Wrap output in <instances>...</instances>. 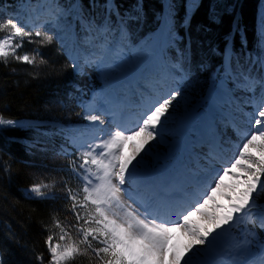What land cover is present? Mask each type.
<instances>
[{
  "label": "snow or ice",
  "instance_id": "1",
  "mask_svg": "<svg viewBox=\"0 0 264 264\" xmlns=\"http://www.w3.org/2000/svg\"><path fill=\"white\" fill-rule=\"evenodd\" d=\"M188 7L197 8V0ZM95 8L102 15L97 16ZM164 8L163 46L151 50L130 43L133 26L144 15L139 4L122 10L116 0L103 4L93 0L87 7L79 0L67 4L20 0L11 16L0 14V64L29 65L34 79L40 66L54 73L56 66L49 65L41 49L59 40L77 75L95 71L103 78L93 102L82 106L89 126L62 130L64 143L57 155L67 163L58 190L71 220L54 218L52 226L46 227L47 257L37 255L39 264H73L78 256H87L88 264H264V240H258L254 231L264 230V207L258 204L264 196V57L249 56L245 66L239 60L233 64L228 55L222 74L204 98L208 112L200 118L203 125L211 127L220 110L229 109L227 119L239 137L231 157H227L231 141L213 132L206 142L208 150L201 146L191 169L165 177L143 165L152 144L163 142L176 104L187 100L193 75L187 51L176 49L174 62L166 58L164 49L175 48L181 38L175 31L177 5L166 0ZM211 20L217 22V16ZM183 24H191L187 14ZM68 33L76 36L71 49L61 35ZM25 44L35 47L25 51ZM133 56L150 62V74L158 81L171 80L176 86L154 98L141 93L144 110L136 126L127 128L126 100L118 91L117 75L134 63ZM206 68L200 65V70ZM248 105L253 106L252 112L244 111ZM233 108L246 117L244 130L236 123ZM0 127L32 130L31 125L2 114ZM129 147L131 152H126ZM0 167L10 179L11 164L0 160ZM26 192L41 200L56 199L57 183H33ZM218 194L228 203H219ZM197 214L203 223L193 220ZM237 225L241 226L238 238L222 244L224 234ZM177 232L187 237L185 243L176 242Z\"/></svg>",
  "mask_w": 264,
  "mask_h": 264
},
{
  "label": "trees",
  "instance_id": "2",
  "mask_svg": "<svg viewBox=\"0 0 264 264\" xmlns=\"http://www.w3.org/2000/svg\"><path fill=\"white\" fill-rule=\"evenodd\" d=\"M72 0H62L71 3ZM87 7L93 0H79ZM103 4L104 0H95ZM123 9L141 5L143 18L133 26L130 36L134 41L160 27L166 0H116ZM177 5L175 31L181 38L173 49L187 51L188 66L198 78L208 81L217 68L224 69L225 55L229 53L232 63L245 64L249 56L264 57V0H197L198 7L190 9L191 0H173ZM14 2L0 0V13L11 11ZM102 15L99 8L92 9ZM191 17L190 26L183 24L185 15ZM217 16L213 23L211 17ZM190 40V50L188 49ZM212 49H216L215 52ZM42 55L55 65L52 73L48 66L35 70L29 65L0 64V114L27 127H0V160L12 166L11 178L0 167V253L2 264H39L36 256L44 253V244L49 234L46 230L54 218L61 219L64 205L57 199H37L25 190L40 178L52 173L51 156L46 144H58L52 127L53 119L65 120L68 101L72 97L71 70L64 57L55 47L42 49ZM207 65L200 70V65ZM245 66H247L245 64ZM64 67H67L66 70ZM15 69V71H13ZM65 124V123H64ZM38 176H41L38 178ZM57 231V230H55ZM73 264H88L87 256H78Z\"/></svg>",
  "mask_w": 264,
  "mask_h": 264
},
{
  "label": "rangeland",
  "instance_id": "3",
  "mask_svg": "<svg viewBox=\"0 0 264 264\" xmlns=\"http://www.w3.org/2000/svg\"><path fill=\"white\" fill-rule=\"evenodd\" d=\"M13 1L15 2V5H19L20 4V0H13ZM3 15H7V14L3 13ZM162 26H163V22L161 23L160 27H158L153 32H151L148 35H146L145 40L142 42V44L140 42V43H138L136 45H133V47L136 48V47L140 46L139 48H142V47L148 46L155 38L158 37V34H160L162 36V32H160ZM0 35H2V33H0ZM61 35L63 36L64 43L67 45L68 49L73 48L74 45H75L76 36H74L73 33H68L67 35H65V34H61ZM158 39L161 40V37H159ZM160 40H159V44H160ZM49 46L55 47L57 53L61 56V58L64 57V55L62 53L65 52L66 55L64 57V60H66V61L68 60L69 61L67 52L65 50L61 49L59 40H57L54 44L49 45ZM156 46H158V43H157ZM33 47H35V46L34 45L25 44V49L24 50L25 51H31ZM42 49H41V52H42ZM174 53L175 52H172V54L170 55L167 52H165L166 58L168 60H171L172 62H174V59H175ZM134 57L135 56L132 57L133 61H134ZM16 64L17 65L18 64L24 65V64H21V63H16ZM64 68L66 70H68L67 67H64ZM149 68H151V63L150 62H146V63L142 64L138 68V71H136L137 72L136 74L132 73L131 70L126 71V70H128V68H126L125 70H123L120 73H118V75H117V87H118V91L122 93L124 98L127 95L129 96V94L132 95V91L129 92L130 89L129 88H125L124 89L123 86H127V83L131 84L135 77H137L140 74L141 75L144 74V70L145 69L148 70ZM72 71H73V74H75V76L77 77V79L81 82L80 85H82V88L79 91L80 96L83 98V100L81 101L82 102V106L90 104L91 101H93V97L97 96L98 93L100 92L101 87L103 85V78L100 76V74L98 72H95V71H90L87 76H80V75H77V73L73 69H72ZM213 80H217L218 81V79L214 75L212 77H210L208 79V81H206L204 79H201V78L195 79L192 76V79H191V81L189 83V86L187 87V91H186L187 100L181 99L178 102V104H176L175 110L173 111L172 116H171L170 121H169V124L167 126L168 128L176 129L178 131L180 129L179 126L181 124V128L189 129V133H191V135L193 137H195L196 135H199V132L201 131V128L204 127L203 124L201 123L200 118L202 116H204L208 112V105L205 102L204 98L208 95V92H209V89H210V87H211V85L213 83ZM155 81H158L157 78H154V80L152 81L153 84H155ZM167 84H164L163 86H160L159 87V91L157 92V94L165 93L167 87H168V91H169L170 90L169 89L170 85L174 84V83L171 80H169L167 82ZM174 86H176V85L174 84ZM151 88H154V85ZM237 95H239V93H237ZM70 104L71 103H70V100H69L68 104H67L68 105V111L64 115L65 118H66L65 120L53 119L50 122H48L49 124H54V126L52 127V131L54 132L55 137H61L62 138V140H61L62 144L64 143L63 136H62V130L65 129L63 127L64 123H65V127L67 129H69V128H71V129H85V128H87L89 126L88 122L86 120H84V115L86 114V109L82 107V109H81L82 111L80 110V113L79 112L74 113V106H73V104L72 105H70ZM75 110H78V108L75 109ZM223 110L226 111L227 107L223 108ZM141 111L143 112V110H141ZM228 111H229V109L226 111V114H227ZM244 111L245 112H252L253 111V106L252 105L245 106L244 107ZM236 113L238 114L240 112H236ZM240 114H242V113H240ZM217 116H220V117H222V119L225 120V122H223V125H224V131L223 132H225L228 119H227V117H225L226 115L221 113V112H219V114ZM243 117L244 116L242 114L241 118H243ZM243 120L245 121L246 117H244ZM125 121L127 123H132L131 121H129V118H126ZM245 127H246V125H245ZM179 141H180L179 144H181V145L184 142V140H179ZM236 143L238 144L239 142L237 141ZM60 148L58 149V151H56L54 149H51V153H52V156H53V159L51 158V163H52L51 170H52V173L49 174L48 176H46L45 178L41 179L40 178L41 176H38V178H40L39 182L43 181L45 183H52V182H56L57 183V192H56V197L57 198L56 199L60 200L64 204L62 206V210H61V214H60L61 215V219L60 220H62L65 223H67L68 220H71V216L66 212L65 201L62 198V195H61V193L58 190L59 189V182H60L61 178L65 177V173L61 169L67 163L65 158H63L62 156L57 155V152L60 151ZM252 151L254 152V154L259 155V151L258 150L253 149ZM150 154H151V162L149 163L150 165L147 164V166H146L147 168H149V170L154 165L158 164L159 163L158 161H160L162 159V155L161 154H160L161 156L160 155L158 157L155 156L154 159H153V157H152L153 155L152 154H155V151H150ZM48 155H50V154H48ZM151 165H152V167H151ZM155 172H156V169H155L154 173ZM73 183H75V181H73ZM25 192H26V190H25ZM26 194L31 196L27 192H26ZM31 197H33V196H31ZM66 216H68V220H65ZM240 227H241L240 225H237V226H235V227H233L231 229L230 232H232L235 235V237L233 239H227L226 242L233 241V240L238 238V232H239ZM235 228H237L238 230L235 231ZM254 231L256 233L257 239L258 240H262V236L261 235H264L263 234L264 230L256 227V228H254ZM260 237H261V239H260ZM178 243L182 244L181 241L178 242Z\"/></svg>",
  "mask_w": 264,
  "mask_h": 264
},
{
  "label": "bare ground",
  "instance_id": "4",
  "mask_svg": "<svg viewBox=\"0 0 264 264\" xmlns=\"http://www.w3.org/2000/svg\"><path fill=\"white\" fill-rule=\"evenodd\" d=\"M157 43H158L157 38H155L148 46H145L142 48H146L148 50H151L154 46L157 45ZM146 62L147 61H145L144 59H137L136 57H134V63L128 64L123 70L128 68V70H126V71L131 70L132 73L136 74L137 73L136 71H138V68ZM158 85H160V82H158ZM131 91H132V95L129 94V96H127V98H125V100H126V118H129V121H131L133 123V122L139 120L140 113L142 112L141 110H144V109L141 107V104L139 103L140 95H138V93L136 92V87H134V85L131 87ZM150 93H152V92L150 91ZM144 95L146 97H148L149 93L147 92ZM163 95H166V94H163ZM151 97L154 98L155 96L151 95ZM231 112H232V115L235 117L236 123L239 126H241L242 120H241V117H239L241 114L240 113L237 114L235 112V110H231ZM228 113H229V111L227 112V115H228ZM223 122H224V119L216 118L213 121L211 127H208L206 125L204 127H202L201 131H200L201 136H199L196 140L197 143L201 142L202 138H205V137L210 138L211 135L213 134V132H218L223 127ZM132 123H128V125L130 126ZM179 127H180V129L178 131L176 129H171V128L167 127V130L164 132L163 142L157 141V142L152 144L151 151H155V154H152L153 159L155 156L158 157L160 154L162 155V157L165 158V160L163 161L164 163H159V164H163V166L159 165V166H156L155 168H153V171H155V169H156L155 174H160L163 176L164 171H166L168 173L167 175H175L174 174L175 168L178 166L179 162H182V160H180L182 158V154L186 153V151L188 149L184 145L179 144V142H180L179 140L181 138H184V136L187 134L186 131L188 129L187 128L186 129L181 128V124ZM180 134H182V135L184 134V135L180 138ZM178 136H179V138H178ZM235 145L236 144L232 143V141H231V145L229 146L230 150L227 152V157H231L234 154L233 150H234ZM203 147H204L205 151L208 150L207 146H203ZM178 148H180V151L175 153ZM170 150H172L171 155L168 154V151H170ZM125 151L131 152V148L130 147L126 148ZM200 151H201V148H199L198 152H200ZM150 162H151V154L149 152L146 154V156L144 158L143 165L147 166V164H149ZM195 163H196V161H194L193 165H188L186 168L184 167V165H182L184 168V171L187 169H191L190 167L194 166ZM151 167H152V165H151ZM167 175L165 177H167ZM225 182L231 183V180L226 179ZM221 191L225 192V193L229 192L228 189H221ZM217 201L219 203H224V204L228 203V201L226 199H224L223 197H221L219 194L217 197ZM209 210H211V207L209 208ZM193 220H196V221L203 223L202 221H200L199 214L194 216ZM175 235H178V238H176L177 243L180 241L182 243H185L187 241V237L183 236L181 233L177 232ZM228 236H229V231L226 234H224V236L222 237V240H221L222 244H223V239L228 237Z\"/></svg>",
  "mask_w": 264,
  "mask_h": 264
},
{
  "label": "water",
  "instance_id": "5",
  "mask_svg": "<svg viewBox=\"0 0 264 264\" xmlns=\"http://www.w3.org/2000/svg\"><path fill=\"white\" fill-rule=\"evenodd\" d=\"M262 207H264V204H262Z\"/></svg>",
  "mask_w": 264,
  "mask_h": 264
}]
</instances>
